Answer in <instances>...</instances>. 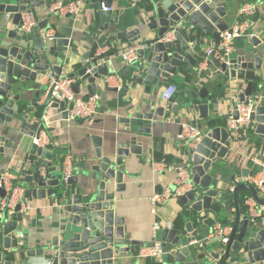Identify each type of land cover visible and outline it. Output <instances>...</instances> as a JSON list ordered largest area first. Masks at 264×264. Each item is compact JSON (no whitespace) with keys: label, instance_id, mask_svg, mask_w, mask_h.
<instances>
[{"label":"water","instance_id":"95a60500","mask_svg":"<svg viewBox=\"0 0 264 264\" xmlns=\"http://www.w3.org/2000/svg\"><path fill=\"white\" fill-rule=\"evenodd\" d=\"M51 1L0 2L1 13H12L9 26H0V170L5 157V143L14 138L15 131L27 138L37 131L38 118L31 120L30 111L24 108L22 100L40 85L38 81L48 71L57 77H77L73 85L76 94H80L82 87L86 90L85 96L102 94L98 91L111 73L112 64L123 61L117 53L134 43L129 46L136 47V59L131 63L123 61L130 69L127 77L131 82L154 85L159 89L180 69L189 71L194 67L205 56L206 47L218 43L219 33L229 26L223 19L227 0H152L143 20L128 31L116 28L118 17L113 12L99 9L95 37L85 47L86 50L80 52V42L71 36L58 35V28L49 23V18L38 19L31 34H25L15 26L19 23V11L27 7H48ZM114 1L90 0V6L97 9L103 2L106 7H111ZM46 27L56 30V36L51 40L39 37L38 30ZM247 38L250 46L243 48L242 54L225 56L222 62L209 61V68H213L217 87L226 91L223 102L229 101L230 107L225 120L230 112L237 118L238 107L252 103L248 146L245 147L243 141H234L227 125L208 127L202 138L188 141L186 156L180 162L187 167L192 182L197 185L199 199H195V193L189 192L180 198V202L185 205L191 203L188 210L192 212V220L199 225L195 227L189 220L181 228L162 229L161 262L156 263V259L151 257L147 259L151 264H264V223H250L247 215L231 222L233 230L229 242L224 247L220 246L219 251L209 247L200 250L189 244L191 238L204 233L203 227L217 221L219 209L216 204L221 191L216 189L212 174L217 163L228 161L233 153L238 161L241 148L246 151L244 156L255 149L264 152V36L255 34ZM102 47H107V50L98 52ZM70 54L77 55V60H72ZM35 96H39L38 91ZM188 96L192 102L191 109L198 117L210 119L206 101H211L212 95L206 86H194ZM50 107L57 108L65 117L63 103L55 101ZM164 109L163 105L154 104L145 118L169 117L171 113ZM174 110L175 107L172 108ZM149 130L148 125L138 127L136 133L128 135L115 147L111 144L105 153L101 137L92 135L95 163L84 167L80 173L75 172L66 183L61 176L50 178V167L47 176L41 177L35 161H31L29 168L20 171V178L16 180L23 189L22 199L11 217L3 212L0 218V264H27L36 257L41 259L37 264H128V254L135 264H142L143 260L137 257L142 242L130 238L124 217L117 215L116 202L118 194L125 190V178L132 176L126 160L132 155H142V134ZM28 149V154L37 158H56V153L50 149H41L34 144H30ZM248 172L247 168H242L244 176ZM78 174L82 176L79 182ZM240 189L256 194L249 184H237L234 193ZM162 191L158 186L156 193ZM4 195L5 191L0 187V200ZM31 199H44L50 202L49 205L54 200L58 201L59 205L55 207L58 210L57 225L48 240L37 237L30 242L27 234L22 232L25 217L20 209ZM208 212L209 215H203Z\"/></svg>","mask_w":264,"mask_h":264},{"label":"crops","instance_id":"0c3cea01","mask_svg":"<svg viewBox=\"0 0 264 264\" xmlns=\"http://www.w3.org/2000/svg\"><path fill=\"white\" fill-rule=\"evenodd\" d=\"M151 1L147 0L144 5H140L139 3L137 6H130L126 0H115L113 2V14L118 17L116 28L119 31H128L136 28L143 20L145 12L150 8ZM246 1L227 0L226 14L223 19L229 25L238 20L237 14L239 7ZM253 1H257L259 6L256 14L252 17V28L248 31L250 33L255 30L257 35L264 36V0ZM0 2H5V0H0ZM98 10L92 8L90 4H87L85 5V10L77 17L69 15L56 17L50 15L48 7L44 5L33 9L37 19L43 20L49 18V23H52L58 28V35L71 36L77 42H80V52H84L86 50L85 47L92 41V37H95V28L98 26ZM1 14L0 26L2 25L5 12H0ZM52 29L56 32L54 28ZM247 37L249 36L246 35L234 42L232 56L242 54L243 48L250 46ZM125 42L127 43V41L123 43ZM132 44L134 43L129 45ZM105 50H107V47H102L98 49V52ZM70 56L72 60H77V55L70 54ZM194 67L189 71L180 69L174 78H169L164 86L158 89L154 85L131 82V79L127 77L130 74V69H127L129 66L123 61L119 63L114 62L111 66L112 71L109 74L114 79L109 83L104 81V86L98 91L102 92V94H99V114L96 121L91 125L79 120L67 121L62 112L57 108L35 104L47 88V76L42 77L38 81L40 85L25 95V99L22 100L24 108H28V111H30L31 120H37L38 118L39 122L42 114L46 115L48 122L46 131L51 143L49 149L56 153V158L48 160L51 170L49 174L50 178L61 176L60 161L62 155L66 153H69L73 157L74 172L80 173L84 167H89L95 163L94 147L91 140L92 135L101 137L102 149L105 153L111 144L115 147L117 144L122 143L128 135L136 133L138 127L143 125L149 126V132L142 134V139L144 140L142 155L139 157L132 155L126 160V167L130 170L132 176L125 178L127 182L125 190L118 194V200L116 202L117 215L124 217L130 238L142 242L139 248L152 244V224L154 216L150 212L151 205L149 197L158 194L156 193L158 186L162 187L163 192L166 190L173 191L175 189L174 181L177 176L175 167L182 164L180 159L186 156L185 149L189 144L188 141L180 140L176 137L180 130V125L182 123L194 124L203 130L217 125H227V119L225 120L224 116L227 114L230 105L229 101L223 102L226 91L217 87L218 80L213 75V68L210 67L202 74H198L195 72ZM167 84H174L175 86L179 84L182 87L179 89L176 87V92L171 102L164 104L160 101L159 92ZM196 85L198 87L206 86L210 95H212V100L206 101L209 103V123L208 120L200 119L197 113L191 109L192 102L189 99L188 93ZM37 91L39 94L38 97L35 96ZM217 93H220V95H217ZM78 95H86L84 87H82ZM154 104L163 105L165 107L164 111L171 113L170 116H154L152 120L146 119L145 117L149 108ZM173 107H175L174 111H172ZM248 136L249 134L243 140L245 147L248 146V143H246ZM28 142L29 137L27 138L15 131L14 138H10L5 143V157L0 171L10 172L15 179H13V182L18 181L20 178V171L24 168H29L30 162L38 159L28 154V148L31 144ZM238 152L240 156L238 161L235 158L237 155H231L227 164L224 161L222 162L224 164L221 165L218 171L212 170L213 177H215L216 189L221 191L218 204H216L219 209L217 222H221L222 218H228L230 222H234L235 220H240L243 215H246L244 198L247 194L241 191L229 194L226 191V185L230 182L233 175H243L242 168H247L249 171L255 168V164L251 159L244 156L243 153L246 152L244 148H241ZM261 153V151L255 149V151L251 150L250 153L248 152V155L249 157H258ZM152 160L164 162L166 169H155L151 164ZM81 178L82 176L78 174V182L81 181ZM236 198L239 199V202H236ZM49 203L44 199H31L28 201L30 209L27 215L24 216L25 221L22 232L27 234L30 242H33L37 237L48 240L51 234H53V230L58 221V210L55 208L56 206L49 205ZM158 210L161 221L165 222L166 219H170L173 222V226L177 228H181L185 222L193 219L192 212L188 210V207L183 205L180 199L173 195H170L166 202L160 203ZM206 214L209 215L210 212L203 213V215ZM192 221L195 227L199 225L198 222L195 223L194 220ZM208 228L203 227L205 229L204 233L200 232L197 236H204ZM208 247L214 251H219L220 249V246L214 243L209 244ZM126 256L128 264H135L131 254ZM40 260V258L36 257L29 260L27 264H37ZM142 264L151 263L149 260L143 259Z\"/></svg>","mask_w":264,"mask_h":264},{"label":"built area","instance_id":"2783aa9c","mask_svg":"<svg viewBox=\"0 0 264 264\" xmlns=\"http://www.w3.org/2000/svg\"><path fill=\"white\" fill-rule=\"evenodd\" d=\"M130 6H137L141 0H126ZM90 4V0H52L48 6V12L50 15L56 17L73 16L77 17L85 10V5ZM258 2L253 0H247L243 2L238 10V20L230 24L227 29L220 32V40L218 43H212L205 49V56L202 57L195 65V72L202 74L209 68V61L217 60L222 62L225 56L231 55L233 52V45L237 39H240L246 35L249 37L255 35V30L249 33V29L252 28V17L256 14L258 9ZM97 9L104 11H114V7H106L101 2L100 7ZM12 13L5 12V16L2 25L7 28L11 19ZM38 24V19L35 16L33 9L27 7L25 10L19 11V23L16 25L19 31L25 34H31L34 28ZM39 37L42 40H51L56 36V32L50 28H42L38 30ZM136 47L128 46L125 49L119 50L117 53L121 55L122 59L126 63H131L136 59ZM211 59H210V58ZM47 88L43 95L36 101L38 105H45L50 107L52 102H58L64 104L63 112H65V119L67 121H82L88 125L93 124L99 114L100 109V96L99 93H94L89 96H79L73 90V85L77 82V77H68L66 75H60L57 77L51 71L47 72ZM114 77L107 76L105 82L109 83ZM176 92V86L174 84H167L160 92V101L164 104H169L172 100L174 93ZM252 109V103L249 102L247 106L240 105L237 109L238 117L234 118L232 113L227 115V127L231 132V136L234 141H241L242 138L247 136L252 122L249 118V113ZM48 122L45 114H42L37 131L30 138L29 142L34 144L36 147L41 149H49L51 143L48 138L46 128ZM206 132L194 124L182 123L180 130L176 135L177 139L185 141H197L202 138ZM261 156V157H260ZM258 157H252L246 155L255 164V168L249 171L246 176L244 175H233L230 182L226 185V191L229 194H233L237 184H249L255 189V196L249 195L244 198L245 214L250 223H257L260 221L264 223V153H261ZM152 166L155 169L162 170L166 169L165 163L162 161H151ZM50 163L47 159L38 158L35 161V167L41 177L47 176V169ZM61 178L64 183L75 173L74 172V160L72 155L66 153L62 155L61 161ZM177 170V176L174 181L175 189L173 191H162V193L154 194L149 197L150 201V212L154 216L152 224V246L145 245L140 247L137 252L139 260L149 259L154 257L156 263L161 262L162 251L160 232L162 229H170L173 227V222L170 219H166L165 222L161 221L159 215L158 205L166 202L170 195H173L180 199L189 192L195 193V199H199L197 185L192 182L191 175L183 164H179L175 167ZM14 177L10 172L3 171L0 173V187L5 191V195L0 200V218L3 217V212L8 217H11L14 213L16 204L21 200L23 189L17 185L16 181L13 182ZM191 204L187 202L186 207ZM51 205H59L57 200H54ZM185 205V204H183ZM28 204L22 205L20 212L27 215L29 211ZM233 230L232 223L222 224L221 222H215L209 226L204 236L191 238L189 240L190 245L198 247V249L207 248L209 244H217L223 246L229 242L231 233ZM211 242V243H209ZM209 243V244H208ZM208 244V245H207Z\"/></svg>","mask_w":264,"mask_h":264},{"label":"trees","instance_id":"16d2710c","mask_svg":"<svg viewBox=\"0 0 264 264\" xmlns=\"http://www.w3.org/2000/svg\"><path fill=\"white\" fill-rule=\"evenodd\" d=\"M146 1H147V0H141L140 5H144V4L146 3ZM176 87H177V89H179L180 87H182V85H179V84H178ZM239 191H241V192H245V193L247 194V196L251 194L250 191H249V190H246V189H244V190H243V189H242V190L240 189ZM236 202H239V199H238V198H236ZM185 210H186V209H185ZM229 222H230V221H229L228 218H222V219H221V223H222V224H227V223H229Z\"/></svg>","mask_w":264,"mask_h":264},{"label":"rangeland","instance_id":"374dc122","mask_svg":"<svg viewBox=\"0 0 264 264\" xmlns=\"http://www.w3.org/2000/svg\"><path fill=\"white\" fill-rule=\"evenodd\" d=\"M5 1H7V0H5ZM0 16H2V14ZM0 19H2V18H0ZM0 39H1V35H0ZM243 140H244V138L241 139V141H243ZM232 156H235V154H232ZM222 164H224V163H222V162L217 163V165H216V171H218L220 169V167H221ZM226 164H227V161H226Z\"/></svg>","mask_w":264,"mask_h":264}]
</instances>
